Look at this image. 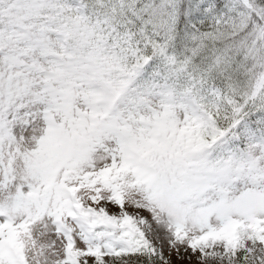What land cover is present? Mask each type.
I'll return each instance as SVG.
<instances>
[{
    "label": "snow or ice",
    "instance_id": "snow-or-ice-1",
    "mask_svg": "<svg viewBox=\"0 0 264 264\" xmlns=\"http://www.w3.org/2000/svg\"><path fill=\"white\" fill-rule=\"evenodd\" d=\"M0 264H264V0H0Z\"/></svg>",
    "mask_w": 264,
    "mask_h": 264
}]
</instances>
